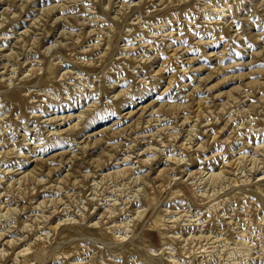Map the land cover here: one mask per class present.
<instances>
[{"label": "rangeland", "instance_id": "1", "mask_svg": "<svg viewBox=\"0 0 264 264\" xmlns=\"http://www.w3.org/2000/svg\"><path fill=\"white\" fill-rule=\"evenodd\" d=\"M0 264H264V0H0Z\"/></svg>", "mask_w": 264, "mask_h": 264}, {"label": "bare ground", "instance_id": "2", "mask_svg": "<svg viewBox=\"0 0 264 264\" xmlns=\"http://www.w3.org/2000/svg\"><path fill=\"white\" fill-rule=\"evenodd\" d=\"M154 225H157L159 227H161L163 224H162V218L160 215H157L156 218L154 219ZM153 225V226H154ZM156 227V226H155ZM158 228V227H157ZM15 256V255H14Z\"/></svg>", "mask_w": 264, "mask_h": 264}]
</instances>
